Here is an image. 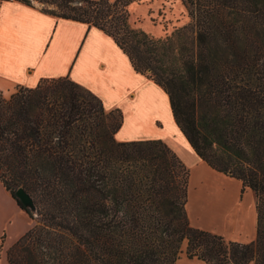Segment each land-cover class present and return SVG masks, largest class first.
Here are the masks:
<instances>
[{"label":"trees","instance_id":"1","mask_svg":"<svg viewBox=\"0 0 264 264\" xmlns=\"http://www.w3.org/2000/svg\"><path fill=\"white\" fill-rule=\"evenodd\" d=\"M39 1L104 31L159 85L198 156L254 192L256 237L191 225L190 168L176 152L159 138L118 141L121 109L66 76L44 78L0 90V182L36 221L7 264H175L185 243L203 264H264V0H183L190 21L163 37L130 25L136 0Z\"/></svg>","mask_w":264,"mask_h":264},{"label":"crops","instance_id":"2","mask_svg":"<svg viewBox=\"0 0 264 264\" xmlns=\"http://www.w3.org/2000/svg\"><path fill=\"white\" fill-rule=\"evenodd\" d=\"M64 76L96 94L107 110L123 111V124L115 135L118 141L162 139L190 168L187 210L195 227L240 242L255 239L254 192L245 188L241 196V182L213 170L198 156L176 125L167 95L134 69L111 36L87 23L44 13L36 6L0 0V90L17 85L34 87L41 79ZM8 213L26 214L0 182V218H10ZM26 230L21 229L18 238ZM3 233L2 228L0 240ZM191 260L185 254L175 264H202Z\"/></svg>","mask_w":264,"mask_h":264},{"label":"rangeland","instance_id":"3","mask_svg":"<svg viewBox=\"0 0 264 264\" xmlns=\"http://www.w3.org/2000/svg\"><path fill=\"white\" fill-rule=\"evenodd\" d=\"M30 1L33 6H36L39 9L46 7L56 8L54 5L45 4L39 0H30ZM128 12H129V23L133 28L143 30L146 33L155 37L166 36L167 34H170L175 28L185 25L190 21V17L188 15V9L183 0H136L128 6ZM14 89L15 86H12L11 89L8 88L6 91H3V93L8 95L9 93L13 92ZM106 111L109 110L106 109ZM156 125L159 128H162L161 123L157 122ZM245 190L246 189H243L241 186L240 189L241 196L244 194ZM184 209L187 211L188 214L186 204L184 206ZM8 216H10V218ZM7 217L9 219L7 218L6 220H2L0 218V230L3 228L4 233L2 235L5 234L4 244L2 247H0V264H2L1 261H3L4 264H7L6 262L7 248L16 241L18 235L20 234L21 229L27 228L28 230L34 223H36V221L30 219L27 216V214H23V213L20 214L17 213L15 215H10L8 213ZM190 223L191 225H193L191 221ZM185 248H186V243L183 245V252L179 254V258H181L183 255L186 254ZM191 261L195 262L196 260H191Z\"/></svg>","mask_w":264,"mask_h":264},{"label":"water","instance_id":"4","mask_svg":"<svg viewBox=\"0 0 264 264\" xmlns=\"http://www.w3.org/2000/svg\"><path fill=\"white\" fill-rule=\"evenodd\" d=\"M16 199L25 207L31 211L36 210L34 206L33 199L30 194L22 187H19L14 192Z\"/></svg>","mask_w":264,"mask_h":264},{"label":"bare ground","instance_id":"5","mask_svg":"<svg viewBox=\"0 0 264 264\" xmlns=\"http://www.w3.org/2000/svg\"><path fill=\"white\" fill-rule=\"evenodd\" d=\"M163 100H164V99H163ZM168 101H169V100H168ZM163 103H164V102H163ZM163 103H162V104H163ZM164 104H165V103H164ZM164 104H163V107H164ZM165 106H166V105H165ZM163 107H162V105H161V109H163ZM164 108H165V107H164ZM166 111H167L168 114H169L170 109L167 110V107H166ZM166 111H165V114H166ZM162 113H163V111H162ZM168 114H166V117H167ZM169 116H170V114H169ZM162 118H163V116H162ZM164 118H165V117H164ZM165 119H166V118H165ZM165 119H164V120H165ZM170 120H171V119H170ZM167 121L170 122L169 120H167ZM169 124H170V123H169Z\"/></svg>","mask_w":264,"mask_h":264}]
</instances>
